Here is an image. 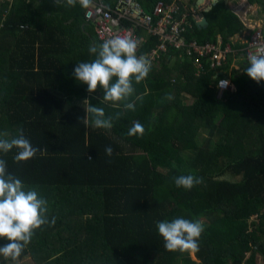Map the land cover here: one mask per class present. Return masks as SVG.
<instances>
[{
	"label": "trees",
	"instance_id": "obj_1",
	"mask_svg": "<svg viewBox=\"0 0 264 264\" xmlns=\"http://www.w3.org/2000/svg\"><path fill=\"white\" fill-rule=\"evenodd\" d=\"M119 1L99 0L110 10ZM135 1L148 14L159 0ZM86 11L66 0L0 2V138L11 139L22 129L39 149L27 162L14 161L15 149L0 152V159L48 208V223L35 230L15 264L264 260V81L257 84L244 73L246 61L240 70L227 65L223 71L235 90L219 99L214 71L197 78L191 61L169 67L161 59L144 81L133 83L127 101L101 104L103 89L89 94L73 76L77 63L95 59L89 45L103 42ZM203 17L208 26L192 23L189 40L216 42L220 35L227 43L244 28L225 0ZM85 99L113 118L110 130L83 119ZM125 103L135 110H126ZM135 122L145 131L130 137ZM181 175L202 183L178 188L173 178ZM178 217L204 227L199 249L192 251L199 263L191 250L168 252L163 246L156 222ZM6 243L0 240V246ZM0 264L13 262L0 256Z\"/></svg>",
	"mask_w": 264,
	"mask_h": 264
},
{
	"label": "clouds",
	"instance_id": "obj_2",
	"mask_svg": "<svg viewBox=\"0 0 264 264\" xmlns=\"http://www.w3.org/2000/svg\"><path fill=\"white\" fill-rule=\"evenodd\" d=\"M77 2L84 9H88L92 4V0H66L70 7H75ZM55 3H59V0H55ZM234 14L238 17L235 12ZM239 20L242 22L240 18ZM245 27L247 28L244 24ZM250 32L252 30L244 32L242 36L238 33L231 41L237 37L248 39ZM137 47L138 42L128 36H115L100 44H90L88 50L95 59L77 63L73 76L78 83L87 85L89 94L94 93L98 87L102 88L104 95L101 104L127 101L134 93L133 83L140 84L144 81L151 69V62L145 56L136 55ZM244 73L257 84L264 81V46L260 47L257 53L249 54ZM228 85L229 81L221 80L217 86L224 89ZM83 108V119H91L95 128L110 130L113 127V118H106L102 107H93L90 100L85 99ZM124 108L134 111L135 105L125 103ZM144 131L143 125L135 122L127 135L142 136ZM4 135L7 136V133ZM13 149L16 150L13 157L16 163L29 161L39 151L24 136L22 129L11 139L0 138V152L7 154ZM112 152L111 147L105 148L107 156H111ZM173 180L176 187L185 190H191L195 185L202 183V178L193 175H181ZM47 211V201L41 198L36 190H25L22 181L8 173L6 162L0 159V240L8 241L0 246V256L15 264L30 243L35 230L48 223ZM54 224L55 218L52 219V225ZM156 228L168 252L198 251V240L204 231L202 223L198 220L192 221L182 217L174 218L170 222H156Z\"/></svg>",
	"mask_w": 264,
	"mask_h": 264
},
{
	"label": "built area",
	"instance_id": "obj_3",
	"mask_svg": "<svg viewBox=\"0 0 264 264\" xmlns=\"http://www.w3.org/2000/svg\"><path fill=\"white\" fill-rule=\"evenodd\" d=\"M202 14L201 10L185 7L182 0H159L148 14L135 0H120L116 10H110L99 0H92L85 19L94 25L96 35L102 41L115 36L135 39L138 42L136 55L145 56L151 66L161 59H165L169 67L189 60L197 78L207 71H214L217 85L221 80L229 81L227 88L217 86V97L222 99L226 92L234 90L223 68L230 65L231 70H240L239 63L247 62L249 54L257 53L264 46V28L254 27L248 39L237 37L227 43L220 35L216 42L189 40L187 33L192 29V23L197 25L201 22ZM150 39L151 44L148 43ZM237 42L241 46L235 49ZM219 72H222L221 76ZM172 82L176 83V79H172Z\"/></svg>",
	"mask_w": 264,
	"mask_h": 264
},
{
	"label": "crops",
	"instance_id": "obj_4",
	"mask_svg": "<svg viewBox=\"0 0 264 264\" xmlns=\"http://www.w3.org/2000/svg\"><path fill=\"white\" fill-rule=\"evenodd\" d=\"M210 2L211 0H204V5L197 9L201 10L203 13L205 8L209 6ZM106 3H108L107 6L112 7V2ZM196 3L197 0H182V4L188 9L195 10ZM226 6L228 10L235 12L238 15L249 31L257 26L264 28V0H226ZM202 19L203 16H201L200 20ZM189 97L191 96L189 95ZM186 102L189 103V100ZM192 257L191 258L194 261L199 263L194 254ZM258 264H264V260L261 257L258 259Z\"/></svg>",
	"mask_w": 264,
	"mask_h": 264
},
{
	"label": "water",
	"instance_id": "obj_5",
	"mask_svg": "<svg viewBox=\"0 0 264 264\" xmlns=\"http://www.w3.org/2000/svg\"><path fill=\"white\" fill-rule=\"evenodd\" d=\"M220 0H211L209 6H207L204 10V14H209L213 8L217 5V3L219 2ZM204 5V0H197V3L195 4V8L196 10H198L197 8H200L201 6ZM208 21L205 17H203V19L201 20V22L197 23V26L198 28L200 29H204L208 26ZM244 32H249V30L245 27L242 31H240L239 33V36H242ZM219 76L222 75V72H219L218 73Z\"/></svg>",
	"mask_w": 264,
	"mask_h": 264
},
{
	"label": "rangeland",
	"instance_id": "obj_6",
	"mask_svg": "<svg viewBox=\"0 0 264 264\" xmlns=\"http://www.w3.org/2000/svg\"><path fill=\"white\" fill-rule=\"evenodd\" d=\"M11 2H12V0H10ZM0 2H5V0H0ZM186 99L187 100H189V104H191L192 103V99L190 98V97H188V96H186ZM203 133H200V135L198 136V141H199V143H201L202 141H203V139L205 138V136H206V131H202ZM255 218H257V217H255ZM254 219L252 218L251 219V221H249V222H252ZM193 252L191 251L190 252V256L192 257L193 256ZM193 258V257H192ZM259 259V258H258ZM263 259V258H262ZM193 260V259H192ZM31 261H30V259H24L22 262H20V263H18V264H31L30 263Z\"/></svg>",
	"mask_w": 264,
	"mask_h": 264
}]
</instances>
